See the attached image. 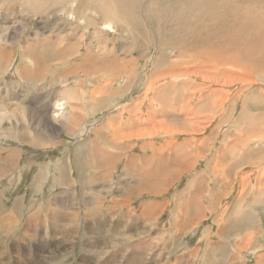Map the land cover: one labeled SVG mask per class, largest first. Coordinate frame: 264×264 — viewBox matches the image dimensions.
<instances>
[{"label": "rangeland", "instance_id": "rangeland-1", "mask_svg": "<svg viewBox=\"0 0 264 264\" xmlns=\"http://www.w3.org/2000/svg\"><path fill=\"white\" fill-rule=\"evenodd\" d=\"M5 1L8 2V0ZM5 1L0 4V31L3 32V34L0 32L1 53H3L2 45L11 46L14 43L9 35L13 28L9 22L15 21L17 16L19 22L30 24L31 30L38 27L45 19L64 24L73 22L77 24L74 28L77 33H87L86 40L83 39L79 43L82 48L84 46L86 52L90 50L94 55L103 56L104 63L107 59L109 61L115 59L118 67L126 64V75L120 74L124 76L118 81L119 86L122 84L126 86L118 101L121 105L115 109L114 114L119 115L123 122L128 121L127 127H131L134 121L136 122L138 117H141L142 123L136 122V127H139L141 132L135 134L137 137L131 134L129 129L118 131L117 123V126H110L108 123L104 145L109 147V144H120L124 148L123 151H127V148L132 145L130 143L137 142L134 143V150L128 152L129 155L145 158L150 163L143 165V159H140L135 168L130 163L132 167L129 166L128 169L131 175L138 176V179L145 183L141 184L145 196L139 198L135 195V199L128 204V206L132 205V209L120 210L127 212L121 214L122 218L119 212L100 214L99 216L102 217L94 223L97 232L95 233L93 229L94 232L91 233H95V242H98V239H95L98 232L105 229H110V235L117 236L118 228L123 229L122 227L125 226L124 229H127L126 227L133 224V219L138 218L137 206L141 201L143 205L146 204V209L143 206L141 211L144 214L139 219V224L149 223L148 229L150 231L151 228V234L142 235L143 233H137L135 230L133 234L128 232L129 237L142 235L141 238L136 237L137 241L141 240L137 251L136 249L125 251L121 248L123 251L116 254V250L104 251L100 249V243H95L96 248L85 250L87 255L94 254L95 260L79 258L82 251L78 247V237L75 233V235L71 233L70 236L62 230L67 229L68 226L77 230L80 225V220L78 224L75 220L70 224V219L64 214L65 209L69 211L71 208L72 201L68 197L72 195L77 204H82L79 200L83 196L88 197L86 199L98 197L103 202L93 201V203L87 200V203L83 205L89 208L93 203L94 210L97 205V209H107L104 205L113 204L114 194L122 187L127 196L136 194L135 189L130 191L129 184L123 182L117 184V178L129 177L130 174H124L127 169L122 163L117 164L115 169H109L108 172L102 170L101 175L105 173V178L95 177L100 175L101 168L99 170L95 167V173L85 176L80 173L90 181L93 177L95 178V182L91 185L86 182L82 183L81 195L79 190L76 194L78 187L74 181L72 183L68 180L67 186L66 184L59 186L60 179L65 176V173L69 175L70 169L55 168L52 163V167L38 168L39 161L42 162L48 157L52 158L54 154L58 155L60 152L55 151V153L54 150H48L43 154L20 141L23 137L30 139L33 138V134L39 135L42 131L37 128V124L42 122L31 120V118L36 119L39 114H31L28 111L21 114L19 107H24V105L16 106V101L19 99H15V96L19 88H12L16 84L11 75L14 60L12 58L0 67V92L3 91L5 95H8L7 98L0 100V211L3 209L5 212L2 213L5 221L2 220L0 223V254L3 253L2 256L0 255V264H45L44 260L50 256L54 263L55 254L58 252L59 264H85L86 262V264H117L118 261L122 263L139 260V262L142 260L143 264H213L214 260L217 264H223V262L224 264H264V77H258V73L253 76L247 71L243 72L228 66L209 64L202 66L199 59L194 60L193 54L178 52L164 40L165 37L161 36L162 38L159 39L157 31L159 28L155 21H151L149 4L146 5L143 13L144 0L141 7L139 5L142 0L137 4L136 13L141 11L142 16L140 14L139 28L134 30L122 20L104 15L99 5L105 2L104 0H67L64 7L49 9L44 16L38 14L39 6L44 5V2H39V6L34 8L32 7L34 0H29L30 9L20 7L13 11L8 7L9 3ZM18 5H23V3L20 1ZM16 28L20 31L19 26ZM44 31L39 33L45 34ZM4 36L7 39H4ZM98 37L101 41L97 39ZM131 62L134 63L129 65ZM51 108L49 118L53 114ZM42 115L43 113L40 116ZM114 131L121 132L123 135L126 131V134L133 136L132 138L115 137L118 133L114 134ZM17 135L21 137L19 140L16 139ZM52 137L53 140L59 139L57 136ZM62 143L67 146L73 142L69 138H62ZM157 146L161 149L155 151L154 147ZM141 147L143 148L140 150ZM45 155L48 156L45 158ZM174 156L177 158L183 156L182 160L189 163L180 170H176L178 174L176 172V175L168 182L167 188L153 187L156 180H161L160 178L166 173L179 167L174 165L172 160H167V164L163 163L164 158L173 157L174 159ZM159 157L164 160L161 165H166L164 169H159L160 171L154 169L157 166L155 159L158 160ZM42 165L48 166V163L45 161ZM61 167H63L62 163ZM153 173L156 175L153 176ZM82 176L79 178L81 179ZM63 179L65 181V178ZM54 182L58 183L57 194L54 193ZM197 182L199 187H197ZM160 187H162L161 191ZM58 194L62 195L60 212L53 201ZM127 196L124 198L126 199ZM16 199L22 202L21 215L10 210L11 204L18 201ZM58 202H61V199ZM175 202L178 204L176 205ZM156 203L158 205H155ZM63 206L66 208L64 209ZM84 206L82 210L88 213V210H84ZM239 208H242L243 213L252 215L260 230L263 231L257 238L256 248L244 242L243 238L246 235L243 231L242 234L229 235L221 229L223 222L225 226L230 220H236V212ZM36 211L39 213L36 214ZM149 212L152 215L148 214ZM182 212L184 216L186 213L187 217H181ZM7 214L9 215L8 220L6 219ZM188 217H192L191 220ZM26 218L38 220L34 223L38 225L36 230L35 227H28L30 224L25 222ZM186 220L188 223L185 222ZM50 221L55 224L53 228H56V236L49 229ZM179 222L182 227V229L179 227L180 230L178 229ZM31 224L33 225V222ZM86 228L88 231L83 237L88 241L83 240V244L90 240L86 236L91 230L89 226ZM28 229L35 230V232L27 231ZM123 234L124 232L119 233V235ZM52 239L59 240H57L58 247H53ZM108 239L106 242L109 241V244L114 241L113 237L111 240ZM63 240L67 241L63 242ZM241 241L242 245L239 244ZM37 243L43 244V247H38ZM218 244V249L214 248ZM223 245L225 248L220 250ZM14 246L18 248L14 250ZM223 250L227 251L225 255H223ZM219 252L224 256L223 258ZM68 254L69 257L72 255L71 258H66Z\"/></svg>", "mask_w": 264, "mask_h": 264}, {"label": "crops", "instance_id": "crops-1", "mask_svg": "<svg viewBox=\"0 0 264 264\" xmlns=\"http://www.w3.org/2000/svg\"><path fill=\"white\" fill-rule=\"evenodd\" d=\"M4 1L5 0H0V4ZM20 1L23 5H18ZM41 1L44 3L49 1L46 7L45 4L40 5L45 10L62 8L67 2V0H46V2L45 0H34L32 7L37 8L39 6L38 3ZM6 3H9L8 7H10L13 11L20 7L31 8L29 0H8ZM50 14L53 15V13ZM15 21L9 22V24H12L13 27L9 35L13 38L15 45L13 44L10 48H7L6 46L2 48V52L4 54L0 52V67H2L3 63H6L8 60L14 58L11 75L13 76L14 83H16L14 88H19L17 89V95L15 96V99H19V101H16V106L19 107L24 105V107H19L21 114L25 111H28L31 114H39L36 119L31 118V120H39L42 122L37 124V128L42 131L39 133L37 138H22L20 141L30 145L33 149H37L43 154L48 152V150L60 152L58 155L54 154L52 158L48 157L46 160H42V162L39 161L38 168H49L52 167V164L55 168H61L62 163L63 169L71 170L69 175L65 173V176L63 177L66 181L71 180L72 183L73 181L76 183V186L78 187V189H76V193L78 194L81 189V186L77 181L80 179V173H84V176L86 174L95 173V167H102V165H100L102 160H106L110 164V169L117 168V164L120 163H122L124 167L129 166V164L132 163V166L135 168L137 161L140 159H143V165L148 164L145 158H138L136 155H129L128 152L134 150V143L137 142L130 143L132 145L127 148V151H123L124 148L121 147L120 144H109V147L104 145V138L107 134L108 123L110 126H117L118 124V131H122L121 129H129L128 131H130L131 134H133V131L135 133L137 131V133L141 132L139 127H136V122L142 123L141 120L143 119L141 117H138V120L136 122L134 121L131 127H127L128 121L123 122L119 115L114 114L115 109L121 105L118 101L119 98H121L123 90L126 86V84H122L121 86L118 84L119 79L126 75V64L118 67V62H116L115 59L114 61H109L107 58V62L104 63L103 56L94 55L90 50L86 52V50H84V46L83 48L79 46L80 42L78 43V38L81 37V41L83 39L86 40L87 33H81L82 36H80V33L76 34L74 28L77 24L73 22L64 24L60 22H52L51 20H44V22L40 23L38 27L36 26L33 30H31V25L19 22L17 16ZM50 25H52V27ZM17 26H19L20 31H17ZM72 26L74 27L72 28ZM68 28H70V31ZM43 30H45V34L39 33ZM1 33L3 34V32ZM55 34L57 37L54 36ZM73 34L75 35V38ZM63 38L64 44H61L60 42L63 41ZM4 39H7V37L4 36ZM97 39L100 40L99 37ZM85 45L87 46V44ZM56 48L58 49L56 50ZM5 56H7V58ZM132 63L134 62H131L129 65ZM120 74L124 75L120 76ZM60 99H62L64 103ZM56 101H60L64 104V108L66 110V112H64L66 114L63 113L59 119L53 120L50 119L48 115L50 107L55 105L57 103ZM5 102L8 103V101ZM42 113L43 115L40 116ZM125 132L126 131H124V133ZM52 136H57L59 139L53 140ZM62 138H69L73 143L65 146L62 143ZM145 146L151 147L150 145ZM143 147H141L140 150ZM154 148V150L161 149V147L158 146ZM102 152L103 154L100 155ZM127 153L128 155H126ZM47 156L48 155H45L44 157L46 158ZM45 161L48 163V166L42 165ZM98 164L100 166H97ZM186 164L188 163L182 165V168L185 167ZM161 167L163 168L164 165ZM76 168L79 171H75ZM87 169L88 173H86ZM165 175L161 178L165 179ZM77 176L79 179H77ZM98 177H101V172L100 176H97L96 178ZM138 178L139 177L136 175L117 178V184H120V182L129 184L130 191L135 189L134 191L136 194L128 195L132 196L128 197L122 187L116 194H114L113 198L115 201H113V204L104 205L107 209H97V205L96 219H100L102 217H98L100 214L110 213L112 211L119 212L122 218L123 216L121 214L127 212L120 211L121 209H132V205L128 206V204L130 201L135 199V195L139 198L145 196L142 192L141 186L143 181H140ZM100 181L102 182V180ZM147 195L151 196L149 194ZM125 196H127L126 199L124 198ZM100 202H103V200ZM73 204L74 203L72 202L71 206H73ZM155 205L158 204L156 203ZM159 205L161 207V204ZM143 206H145L146 209V204L143 205V202L140 201L137 206L139 209L138 218L133 219L132 225L126 227L127 229H124L125 226L122 227L123 229L118 228V232L120 234L124 232L122 236H112L109 234L110 229H105L102 232H99L101 235H96L95 239L98 238L100 241L95 242L94 234L91 233L94 232L93 229L97 232V228L94 227L93 229H89L91 231L89 235L86 236V238H90L89 242L83 244V240L88 241V239H84L83 237L84 233L88 231L86 225H83L84 228H78L77 230H74L72 226H68L67 229L63 228L62 230L70 236L71 233L74 234L76 232L78 237L77 242L79 243L78 247L80 250L81 248L86 250L88 248L97 247L95 243H100L99 247L101 249L105 246L104 242H106L107 238H109L108 240H111L112 237L114 240L127 238L129 231L133 234V231L135 230L137 233L140 232L143 233L142 235L148 234L149 236V223L139 224V219L144 214L141 211ZM78 209L83 211L80 208ZM150 212L148 214L152 215ZM66 217L67 216L65 215V218ZM86 220L87 221L85 222H88L90 219L87 217ZM83 253L85 257L82 253H80V259L87 258L86 253ZM91 256L93 258V255Z\"/></svg>", "mask_w": 264, "mask_h": 264}, {"label": "bare ground", "instance_id": "bare-ground-1", "mask_svg": "<svg viewBox=\"0 0 264 264\" xmlns=\"http://www.w3.org/2000/svg\"><path fill=\"white\" fill-rule=\"evenodd\" d=\"M103 1V0H102ZM105 2L100 3V9L104 11V15L106 14L108 17H112V18H116V19H120V21L122 20L123 22H125L126 24H128V26L130 25L132 30L139 28V18H140V14L141 11L136 13V9L138 8L137 4L141 1V0H104ZM145 1V5H144V9H143V13L145 11L146 5L149 4V13L151 15V21H155L157 27L159 28L158 31V35L160 36L159 39H161L163 37H165V41L169 42L171 47L174 49H177V51L179 52H184L189 53L190 55L193 54V58L194 60H200L201 61V65L203 66V64H209V65H217V66H228L230 68H235L236 70H240L243 72H249L250 74H254L258 73V77L259 76H263L264 77V0H144ZM7 2V1H6ZM10 2V1H9ZM14 2V1H13ZM42 2V1H41ZM46 2V0H45ZM49 2V1H48ZM46 2V3H48ZM12 3V2H11ZM34 3V2H33ZM32 3V4H33ZM45 3V4H46ZM53 5V4H52ZM143 5V0L141 2V4L139 5V7H141ZM46 7V5H45ZM24 10V9H23ZM39 10L40 12L38 13L39 15H45V13L47 12V10H45L42 6H39ZM103 11H101L103 13ZM20 12V11H19ZM142 16V14H141ZM144 16V15H143ZM43 18V17H42ZM145 18V17H144ZM146 19V18H145ZM5 20V19H4ZM46 20V19H45ZM50 20V19H49ZM57 21V20H56ZM14 22V21H13ZM16 22V21H15ZM47 23V22H46ZM17 24V23H16ZM50 24V23H49ZM12 25V24H11ZM47 25V24H46ZM110 25V24H109ZM2 26V25H1ZM9 26V25H8ZM45 26V25H44ZM52 27V25H50ZM59 27V26H58ZM130 28V29H131ZM150 28V27H148ZM47 29V28H46ZM45 29V30H46ZM50 29V28H49ZM52 29V28H51ZM84 29V28H82ZM12 30V29H11ZM149 30V29H148ZM156 30V29H155ZM70 31V30H69ZM111 31V30H110ZM59 32V31H58ZM76 32V31H75ZM74 32V34H75ZM72 33V32H71ZM70 33V35H71ZM113 33V32H112ZM58 34V33H57ZM69 34V33H68ZM73 34V35H74ZM77 34V32H76ZM157 34V33H156ZM50 35V34H49ZM56 36V34L54 35ZM82 36V34L80 35ZM57 37V36H56ZM79 37V36H78ZM59 38V37H58ZM75 38V35H74ZM73 38V39H74ZM51 39V38H50ZM57 39V38H56ZM78 43L81 42V37L78 38ZM11 40H13V38H11ZM37 40V39H36ZM44 40V39H42ZM59 40V39H57ZM49 41V40H48ZM70 41V40H68ZM36 42V41H35ZM41 42V41H40ZM73 42V41H72ZM76 42V41H75ZM30 43V42H29ZM39 43V42H38ZM44 43V41H43ZM61 44H64V38L63 41L60 42ZM14 44V43H13ZM13 44L11 46H13ZM32 44V43H31ZM15 45V44H14ZM28 45V44H27ZM41 46V45H40ZM61 46V45H60ZM82 46V45H81ZM80 46V47H81ZM5 45H2V48H4ZM7 48H10V46H6ZM30 47V46H29ZM57 47V46H56ZM31 48V47H30ZM168 48V47H167ZM35 49V48H33ZM58 48H56L57 50ZM74 49V48H73ZM11 50V49H10ZM4 54V53H3ZM77 56V55H76ZM7 58V56H5ZM62 63V62H61ZM94 64V63H93ZM92 64V65H93ZM163 64V63H162ZM219 64V65H218ZM35 65V64H34ZM94 66V65H93ZM208 67V66H207ZM211 68V67H210ZM208 69V68H207ZM2 71V70H1ZM188 75V74H187ZM192 75V74H191ZM256 76V74H255ZM52 79V78H51ZM207 80V79H206ZM13 86V85H12ZM232 86V85H231ZM17 87V86H16ZM14 89V87H12ZM11 88V91H12ZM184 89V88H183ZM185 90V89H184ZM197 91V90H196ZM8 95H5L3 93V91L0 92V100H3L4 98H7ZM62 101V99H60ZM207 100V99H206ZM58 101V100H57ZM56 101V102H57ZM63 102V101H62ZM57 102L55 105L52 106V112L53 114H51V119L53 120H57L59 119L63 113L66 114V110L64 108V102ZM17 110V108H15ZM65 111V112H64ZM51 112V113H52ZM197 112V111H196ZM17 114V113H15ZM64 117V116H63ZM1 119V118H0ZM62 121V119H61ZM63 125V124H62ZM188 126V125H187ZM138 132V131H137ZM136 132V133H137ZM155 132V131H154ZM164 132V131H163ZM114 133H118L119 135H115V137H121V136H127V138H132L131 136L133 135H128L126 133L121 134V132H116L114 131ZM135 132L133 131V134ZM135 133V134H136ZM140 133V132H139ZM130 134V133H129ZM134 136H137L135 135ZM138 134V133H137ZM144 134V133H143ZM142 134V135H143ZM151 134V133H150ZM155 134V133H154ZM20 136V135H19ZM18 135L16 136V139L19 140ZM38 135L37 134H33V139L36 138ZM150 136V135H149ZM138 137V136H137ZM24 138V137H23ZM22 139V138H21ZM20 139V140H21ZM234 143V142H233ZM38 144V143H37ZM146 144V143H145ZM235 145V144H234ZM239 149V148H238ZM92 150V149H91ZM156 151V150H155ZM199 151V150H198ZM185 152V150H184ZM103 152L100 154L102 155ZM144 155V154H143ZM142 155V156H143ZM147 155V153L145 154ZM144 155V156H145ZM161 155V154H160ZM186 155V154H185ZM14 156V155H13ZM139 156V155H138ZM184 156V155H183ZM180 156L179 158H177L176 156H174L172 158H164V160L162 159V157H160L158 160L155 159L156 164H158V166L154 167V169L156 170H162L166 167V165H164L163 168H161V163L162 161H164V164H167V160H172L174 163V165H178L179 167L175 168V169H171L172 171H170L169 173H166L165 175V179L160 178L161 180H156L155 184L152 185L153 187H158V186H164L167 188L166 185H168L171 180L172 177L174 175H176V172L178 171L177 169H181L182 165H185V161L182 160V157ZM189 156V155H188ZM187 156V157H188ZM186 157V156H185ZM20 158V157H19ZM151 158V157H150ZM176 158V159H175ZM152 159V158H151ZM178 159V160H177ZM150 160V159H149ZM151 161V160H150ZM187 161V160H186ZM192 161V160H191ZM154 162V160H153ZM7 162H5L6 164ZM142 163V162H141ZM150 163V162H148ZM170 163V162H169ZM189 163V162H186ZM135 164V163H134ZM222 164V163H221ZM103 165V167H100L101 170L100 172H108L110 169V164L106 161V160H102L101 164ZM99 164L97 166H100ZM172 164L170 163V166ZM218 165V164H217ZM130 166V165H129ZM129 166H126V171H124L125 173H129L130 174V169H128ZM222 166V165H221ZM132 167V166H130ZM63 168V167H61ZM173 168V167H172ZM77 169V168H76ZM96 169H99L96 167ZM152 169V168H151ZM169 169V168H168ZM193 169V168H192ZM135 170V169H134ZM138 170V169H137ZM153 170V169H152ZM155 170V171H156ZM159 170V171H160ZM170 170V169H169ZM177 170V171H176ZM79 171V170H76ZM139 172V171H138ZM142 172V171H141ZM145 172V171H144ZM153 172V171H151ZM98 173V172H97ZM70 174V173H69ZM78 174V173H77ZM82 174V173H81ZM84 174V173H83ZM82 174V175H83ZM155 173H153L154 176ZM159 174V173H158ZM178 174V172H177ZM225 174V173H224ZM79 175V176H82ZM131 175V174H130ZM156 175V174H155ZM160 175V174H159ZM100 176V175H99ZM105 173L101 175V177H104ZM129 176V175H128ZM161 176V175H160ZM83 177V176H82ZM97 177V176H96ZM12 178V177H11ZM57 178V177H56ZM64 177H62L61 180V184L59 185L60 187L62 186V184H66L68 183L66 180L64 181L63 179ZM99 178V177H98ZM105 178V177H104ZM78 179V176H77ZM82 179V178H81ZM80 179V180H81ZM158 179V178H156ZM201 179V178H200ZM98 180V179H97ZM175 180V178L173 179ZM55 181V180H54ZM79 185L82 187V183L86 182L88 185H91L95 182V178L93 177L92 180H88V178L83 177V179L81 181L77 180ZM191 181V180H190ZM52 182V181H51ZM194 182V180H193ZM200 182V181H199ZM53 183V182H52ZM55 183V182H54ZM124 183V182H123ZM189 183V182H188ZM191 183V182H190ZM198 183V182H197ZM71 184V183H70ZM69 184V186H70ZM122 184V183H121ZM143 184H145L143 182ZM150 184V183H149ZM125 185V184H124ZM127 185V184H126ZM194 185V184H193ZM57 186L58 183L54 184V193H58L57 192ZM67 186V184L65 185ZM96 186V184H95ZM187 187V186H186ZM192 187V185H191ZM199 187V183L198 186ZM63 188V187H62ZM129 188V187H127ZM134 188V187H133ZM56 189V190H55ZM66 189V188H65ZM130 189V188H129ZM195 189V188H194ZM199 189V188H197ZM63 190V189H62ZM162 190V187H160V191ZM65 191V190H63ZM200 191V190H199ZM71 192V191H70ZM81 192V191H80ZM135 192V191H134ZM163 192V191H162ZM185 193H187V191L185 190ZM67 194V193H66ZM77 194V193H76ZM125 194V193H124ZM163 194V193H162ZM71 195V194H70ZM82 195V194H81ZM131 195V194H130ZM241 195V194H240ZM68 196V195H67ZM76 197V196H75ZM121 197V196H120ZM20 198V197H19ZM18 198V199H19ZM67 198V197H66ZM65 198V199H66ZM70 201H72L74 204L73 206H71L72 208L68 210H66L64 207V214H66L68 216V219L72 224L73 220H75L76 224H78L79 220H80V225L79 228L83 227V224L86 226H89L90 229H93L94 227V223L98 220L96 219V209H93V203L96 201H100L99 198H89L86 199L88 197L83 196L81 197V199L79 200V202H81L82 204H75V200L74 198L71 196L68 197ZM67 198V199H68ZM16 199V200H18ZM61 199V202H58V200ZM195 199V198H194ZM56 200V201H55ZM87 200H91L93 203H91V209L85 207L83 204L87 203ZM176 200V199H175ZM54 205L58 208L57 210L60 212L62 208V195H56L54 198ZM68 201V200H67ZM177 201V200H176ZM181 201V200H180ZM15 202V201H14ZM71 202V203H72ZM77 202V201H76ZM178 202V201H177ZM70 203V202H69ZM68 203V204H69ZM193 203V200H192ZM66 204V203H65ZM64 204V205H65ZM176 204V202H175ZM178 204V203H177ZM176 204V205H177ZM32 205V204H31ZM30 205V206H31ZM67 205V204H66ZM88 205V204H87ZM90 205V204H89ZM182 205V203H181ZM188 205V203H187ZM199 205V204H198ZM84 206V210H88L84 212L79 210L78 208L82 209V207ZM175 206V205H174ZM183 206V205H182ZM185 206V204H184ZM69 207V205H68ZM78 207V208H77ZM186 207V206H185ZM1 208V207H0ZM179 208V207H178ZM23 207H22V202L20 200L16 201L15 203H12L10 206V210L12 212H16L17 214L21 215V211H22ZM164 209V208H163ZM185 209V208H184ZM38 211V210H37ZM36 211V214L39 213ZM173 211V210H172ZM177 211V210H176ZM180 211V208H179ZM188 211V210H186ZM200 211V208H199ZM4 212L3 209H1L0 211V223L3 221H5V217L2 218V213ZM63 212V211H62ZM98 212V211H97ZM181 212V211H180ZM5 213V212H4ZM191 213V212H190ZM13 214V213H12ZM35 214V215H36ZM43 214V213H42ZM199 214V213H198ZM45 215V214H44ZM159 215V214H158ZM181 217L184 216L183 212L180 214ZM190 215V214H189ZM236 220H230L229 222H227L224 226V222L222 223V227L221 229L225 230L224 233L226 234H242V231L244 232V234L246 235V237L243 238L244 242H247V244L249 245H254L255 248L257 247V238L260 236V232H263L260 230V228L257 225L256 220L254 221L252 215H250L249 213H243L242 208H239V210L236 212ZM8 214L6 215V219L8 220ZM37 216V215H36ZM186 216V213H185ZM184 216V218H185ZM89 218L90 220L88 222L86 218ZM100 217V216H98ZM187 217V216H186ZM193 217V216H192ZM192 217H188L189 219ZM38 218V217H36ZM173 218V217H172ZM202 218V217H201ZM178 219V218H177ZM256 219V218H255ZM175 220V219H173ZM191 220V219H190ZM195 220V219H194ZM21 221V220H19ZM38 221L36 220H32L29 218L25 219V222L28 223V227L29 228H34L36 230V225H34V223ZM183 221V219H182ZM193 221V219H192ZM200 221V220H199ZM33 222V225L31 223ZM175 222V221H174ZM187 222V220L185 221ZM6 223V222H5ZM20 223V222H19ZM18 223V224H19ZM180 223V222H179ZM188 223V222H187ZM8 224V223H7ZM12 224V222H11ZM93 224V226H92ZM170 224V223H169ZM177 224V222H176ZM183 224V223H182ZM45 225V223H44ZM181 223L178 225V229ZM187 225V224H186ZM189 225V224H188ZM17 226V225H16ZM191 226V225H190ZM219 226V224H218ZM224 226V228H223ZM51 227V228H50ZM50 227L49 229H51V231L54 233L53 235L56 236V228L55 224L52 223L50 221ZM189 227V226H187ZM17 228V227H16ZM227 228V230H226ZM78 229V228H77ZM177 229V227L175 228ZM182 229V227H181ZM188 229V228H187ZM35 230H27V231H32L35 232ZM75 230V229H74ZM163 230V229H162ZM172 230V228H171ZM180 230V229H179ZM185 230V229H183ZM15 231V230H14ZM13 231V232H14ZM73 231V230H72ZM164 231V230H163ZM221 231V230H220ZM229 231V233L227 232ZM10 232V231H8ZM150 232V231H149ZM217 232V231H216ZM4 233V232H3ZM6 233V232H5ZM80 233V232H79ZM84 233V232H83ZM96 233V232H95ZM94 233V234H95ZM165 233V232H164ZM170 233V232H169ZM10 234V233H9ZM33 234V233H31ZM58 234V233H57ZM66 234V233H65ZM76 234V232H75ZM103 234V233H102ZM105 234V232H104ZM119 235V233H117ZM116 234V235H117ZM206 234V233H205ZM209 234V233H208ZM37 235V233H36ZM73 235V234H72ZM98 235H101V233L98 232ZM168 235V234H167ZM221 235V234H220ZM7 236V235H6ZM32 236V235H31ZM77 236V235H75ZM122 236V235H121ZM162 236V235H160ZM179 236V235H178ZM223 236V235H222ZM9 237V235L7 236ZM21 237V236H20ZM34 237V236H32ZM31 237V238H32ZM36 237V236H35ZM51 237V236H50ZM59 237V236H58ZM63 237V236H62ZM70 237V236H69ZM100 237V236H98ZM136 237L141 238L142 235H136L135 237H127V238H123V239H119V240H114L113 242H111L110 244L107 242L105 243V246L102 248L104 251L109 250V249H113L116 254L117 252H121L123 251V249H121L123 246L124 250L126 251V249L130 250H135L137 251L138 246H139V242L141 241H137ZM165 237V236H164ZM221 237V236H220ZM11 238V237H10ZM72 238V237H71ZM5 239V238H4ZM9 239V238H8ZM16 239V238H15ZM60 239V238H59ZM98 239V238H97ZM101 239V238H100ZM206 239V238H205ZM221 239V238H219ZM17 240V239H16ZM35 240V239H34ZM54 241V239H52ZM58 240V239H57ZM55 240L53 243V247H58L59 246V240L57 241ZM74 240V239H73ZM22 241V240H21ZM36 241V240H35ZM34 241V242H35ZM61 241V240H60ZM67 241V240H63ZM99 241V240H98ZM208 241V240H207ZM219 241V240H218ZM23 242V241H22ZM29 242V241H28ZM32 242V241H31ZM70 242V241H69ZM73 242V241H72ZM36 243V242H35ZM103 243V242H102ZM103 243V244H104ZM107 243V244H106ZM242 241L239 243L240 245ZM38 244V243H37ZM85 244V243H84ZM98 244V243H97ZM207 244V243H206ZM215 244V243H214ZM50 245V244H48ZM62 245V244H60ZM142 244H140L141 247ZM20 246V245H19ZM88 246V245H87ZM134 246V247H133ZM219 244L214 247L216 249H218ZM38 247H43V244L39 245ZM259 247V246H258ZM2 248V247H1ZM17 249V246H14L13 249ZM37 248V247H36ZM96 248V247H95ZM142 248V247H141ZM225 245L220 247V250L224 249ZM14 249V250H15ZM94 249V247H93ZM58 250V249H57ZM131 250V251H132ZM214 250V249H213ZM59 251V250H58ZM57 251V252H58ZM82 254L84 256L85 250H83V248H81ZM99 251V250H98ZM135 251V252H136ZM92 253V251H90ZM94 252V251H93ZM222 252V251H221ZM102 253V252H100ZM113 253V252H112ZM134 253V251H133ZM192 253V252H190ZM207 252H205L206 254ZM209 253V252H208ZM220 253V252H219ZM227 253L226 250H223V255H225ZM3 254V253H1ZM0 254V255H1ZM71 254V253H70ZM121 254V253H120ZM125 254V253H124ZM129 254V253H128ZM94 255V254H93ZM97 255V254H95ZM115 255V254H114ZM131 255V254H130ZM138 255V254H137ZM188 255V254H187ZM192 255V254H190ZM189 255V256H190ZM221 255V253H220ZM221 255V257L223 258L224 256ZM263 255V254H262ZM2 256V255H1ZM11 256V255H10ZM56 256V260L53 263L52 262V258L51 256L49 258H47L46 260H44L45 264H59L60 263V258H59V252L55 254ZM64 256V255H62ZM72 255L69 254L68 256H66V258H71ZM209 256V255H208ZM212 256V255H211ZM61 257V256H60ZM85 257V256H84ZM87 258H92L91 255H87ZM217 258V256H215ZM219 257V259L221 258ZM227 257V256H226ZM260 257V256H259ZM63 258V257H62ZM97 258V257H96ZM123 257H121L122 259ZM128 259V257H126ZM189 258V257H188ZM65 259V257H64ZM63 259V261H64ZM120 259V258H119ZM182 259V258H181ZM18 260V259H17ZM126 260V259H125ZM132 260V259H131ZM209 260V258H208ZM228 260V258H227ZM259 260V259H258ZM62 261V263H64ZM66 261V260H65ZM69 260H67L68 262ZM72 261V260H71ZM80 261V260H79ZM82 261V260H81ZM86 261V260H85ZM140 261V260H139ZM139 261H127V262H120L118 261L117 264H143L142 260L141 262ZM146 261V260H145ZM213 261V260H212ZM1 262V261H0ZM19 262V261H18ZM66 262V263H67ZM164 262V261H163ZM210 262V261H208ZM227 262V261H226ZM87 263V262H86ZM85 263V264H86ZM192 263V262H191ZM205 263V262H204ZM228 263V262H227ZM258 263V262H257ZM260 263V262H259ZM20 264V263H19ZM65 264V263H64ZM80 264V263H79ZM146 264V263H145ZM170 264V263H169ZM213 264H217L216 260L213 261ZM220 264V263H219ZM224 264V262H223ZM229 264V263H228ZM234 264V263H233Z\"/></svg>", "mask_w": 264, "mask_h": 264}]
</instances>
